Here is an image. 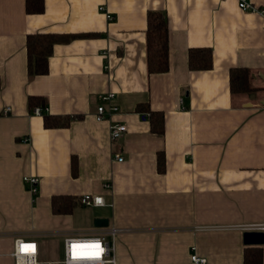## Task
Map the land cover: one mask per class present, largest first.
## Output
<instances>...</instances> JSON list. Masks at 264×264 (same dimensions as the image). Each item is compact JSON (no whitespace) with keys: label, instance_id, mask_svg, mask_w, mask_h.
<instances>
[{"label":"crops","instance_id":"1","mask_svg":"<svg viewBox=\"0 0 264 264\" xmlns=\"http://www.w3.org/2000/svg\"><path fill=\"white\" fill-rule=\"evenodd\" d=\"M45 4L28 14L26 0H0V264H14L18 236L37 241L41 264H56L65 238L112 226L129 229L116 236V264H194L193 247L205 264H244L246 226L264 222V16L239 0ZM150 10L168 18L165 73L148 69ZM48 32L71 39L55 44L47 74L31 77L28 36ZM209 47L212 67L191 70L189 52ZM239 67L253 91L233 93ZM108 92L118 110L100 121ZM31 96L45 97L42 115ZM140 105L164 114L162 134ZM46 114L71 120L47 128ZM113 123L127 124L124 138L112 139ZM25 176L39 177L36 195ZM86 194L106 204L52 210L55 195Z\"/></svg>","mask_w":264,"mask_h":264},{"label":"trees","instance_id":"2","mask_svg":"<svg viewBox=\"0 0 264 264\" xmlns=\"http://www.w3.org/2000/svg\"><path fill=\"white\" fill-rule=\"evenodd\" d=\"M28 14H41L45 11V0H26ZM147 46L148 69L151 73H165L170 67V30L168 18L165 14L150 10L148 12ZM71 37L60 36L54 33H33L28 36V64L29 75H45L49 72V58L53 54L57 43L68 41ZM191 70H208L213 65L212 49L195 48L189 52ZM231 87L233 93L253 91L250 86V72L246 68L239 67L231 71ZM29 104L32 109L35 106L46 107V99L41 96H31ZM144 117L151 122V129L157 133L164 132L165 119L161 111L151 110L149 106H138ZM148 111V112H146ZM146 114L148 116H146ZM71 117L60 118L52 114L44 116L47 128L65 126L70 123ZM163 155H161L162 157ZM160 161V159H159ZM160 168L163 162L160 161ZM81 203V199L73 195H55L52 198V210L58 214L71 213ZM264 248L261 246L247 245L244 255V264H264Z\"/></svg>","mask_w":264,"mask_h":264},{"label":"built area","instance_id":"3","mask_svg":"<svg viewBox=\"0 0 264 264\" xmlns=\"http://www.w3.org/2000/svg\"><path fill=\"white\" fill-rule=\"evenodd\" d=\"M241 10L249 13H259L264 16V8L257 6L251 0H239ZM100 10L105 13L109 20H114L113 14L108 11L107 7L101 6ZM116 94L108 92L101 95L103 104L99 105L96 114L97 120H104L113 112L118 110V107L113 104ZM107 104V105H106ZM12 108L6 107L5 114L10 112ZM34 114L42 115L43 107L36 106ZM128 130L127 124L113 123L110 127V135L114 140L124 138ZM115 158L123 161L124 157L121 154H116ZM25 181L30 184V191L33 195L38 192L39 177L25 176ZM105 188H110V183H104ZM81 204L85 206H103L106 204L105 198L101 194H86L81 198ZM247 230L264 231V222L253 223L246 226ZM129 229L118 226L106 228L96 236H68L65 238L64 258L63 260L55 261L56 264H116L117 258L114 252V242L116 236L127 232ZM15 247L11 255L14 258V264H41L38 243L35 240L27 237L18 236L15 239ZM195 251L191 259L194 264H205L207 258L199 256Z\"/></svg>","mask_w":264,"mask_h":264},{"label":"water","instance_id":"4","mask_svg":"<svg viewBox=\"0 0 264 264\" xmlns=\"http://www.w3.org/2000/svg\"><path fill=\"white\" fill-rule=\"evenodd\" d=\"M96 227H109L110 223L107 218L97 217L94 221ZM244 242L250 246L264 245V231H244Z\"/></svg>","mask_w":264,"mask_h":264},{"label":"rangeland","instance_id":"5","mask_svg":"<svg viewBox=\"0 0 264 264\" xmlns=\"http://www.w3.org/2000/svg\"><path fill=\"white\" fill-rule=\"evenodd\" d=\"M59 259H62L64 258V254H62L61 252L59 253V255L57 256Z\"/></svg>","mask_w":264,"mask_h":264}]
</instances>
